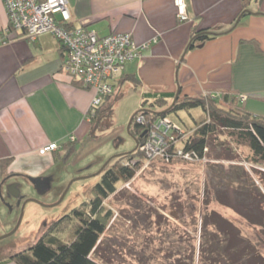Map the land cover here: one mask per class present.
I'll list each match as a JSON object with an SVG mask.
<instances>
[{
    "label": "crops",
    "instance_id": "obj_1",
    "mask_svg": "<svg viewBox=\"0 0 264 264\" xmlns=\"http://www.w3.org/2000/svg\"><path fill=\"white\" fill-rule=\"evenodd\" d=\"M67 2L73 25L98 35L128 31L138 44L139 53L125 61L98 110L127 80L142 100L153 93L175 94L179 77L182 92L234 91L244 97L247 110L264 115V0H184L187 19L179 18L174 0ZM243 10L248 11L239 16ZM7 19L0 0V29ZM194 25L218 34L186 49ZM65 57L60 42L48 32L33 40L18 37L0 43V158L11 159L7 171H0V194L8 188L10 176L3 178L5 173L28 176L43 156L50 154L55 161L61 153L62 147L40 153L42 145L74 140V151L83 156L81 142L95 139L87 114L93 90L72 81L62 67ZM4 261L11 260L0 264Z\"/></svg>",
    "mask_w": 264,
    "mask_h": 264
},
{
    "label": "rangeland",
    "instance_id": "obj_2",
    "mask_svg": "<svg viewBox=\"0 0 264 264\" xmlns=\"http://www.w3.org/2000/svg\"><path fill=\"white\" fill-rule=\"evenodd\" d=\"M126 82L121 91L114 89L111 104L105 100L106 105L101 106L99 124L96 119L92 123L95 139L83 141L79 147L82 152L85 146L83 156L77 150L65 160L52 161L47 154L34 163L36 168L28 176H51L46 191L40 192L26 177L7 179V183L16 180L18 194L6 193L7 201L0 198V261L36 241L51 221L86 200L111 157L133 150L136 142L127 125L142 100L133 82ZM250 100L253 99L249 98V103ZM146 106L157 107L149 103ZM169 116L188 130L195 121L205 119L206 113L196 106L172 111ZM227 136V129L219 132L206 151V160L166 161L154 155L143 160L131 179L117 182L115 192L103 200L104 206L111 209L112 217L97 256H102L106 264H189L188 256L193 254L192 264H197L198 247L207 234L220 245L248 239L254 250L244 254L242 263H264V177L260 173L264 172V166L251 164L246 158L247 147L242 144L236 148L237 158L233 161L224 158L225 149L219 143L228 141ZM54 142L61 147L59 142ZM234 142L230 143L232 147ZM140 150L144 155L141 146ZM234 172L241 173L244 180L236 182ZM244 202L253 207L248 211L249 221L234 209ZM213 212L228 225L219 227L220 222H211L216 219L212 218ZM217 253L218 264H230ZM5 262L1 263L17 264L13 260Z\"/></svg>",
    "mask_w": 264,
    "mask_h": 264
},
{
    "label": "trees",
    "instance_id": "obj_3",
    "mask_svg": "<svg viewBox=\"0 0 264 264\" xmlns=\"http://www.w3.org/2000/svg\"><path fill=\"white\" fill-rule=\"evenodd\" d=\"M196 26L193 27L186 49L201 44L206 39L213 38L218 34V32L210 30L209 27L196 28ZM60 44L66 55V49L61 42ZM132 78L134 81L136 80L135 77ZM72 81L80 84L75 79H72ZM179 94L174 102L171 101L174 93L164 92L153 93L151 96L144 95L141 106L133 113L131 124L128 127L129 132L137 142L133 150L116 154V156L113 155L114 157H111L109 163L99 173V180L91 186L90 195L86 200L53 220L47 231L36 241L26 248L9 254L8 259L15 261L17 264H106L105 261L103 262L102 256H97L106 225L112 217L111 209L104 206L103 200L115 192L117 182H126L131 179L143 164V160H149V157L145 153L142 155L140 150L141 143L145 139L146 129L144 126L159 116L169 115L172 111L176 112L179 109L198 106L205 111L206 118L195 121L194 126L189 127L188 130L180 127L181 133L179 134L174 132L176 134L175 141L168 145L167 155L170 157L169 161L178 159L177 157L173 158L172 155L176 148L195 154L197 159H201L205 156L212 141L218 138L219 132L227 129L228 141L224 139L219 143L225 149L224 158L231 161L234 160L233 158H237L236 148L242 144L247 147L246 158L249 162L253 165L264 166V115H255L247 110L244 106V99L241 98L240 94L234 91H225L214 95L210 93L190 95L182 92L181 89ZM150 97L151 100H149ZM146 102L157 107L155 109L144 107L147 104ZM140 111L143 112L146 118V121L142 124L134 119L135 114ZM99 112L100 110L97 108L95 114L89 119H96L99 124ZM229 139L232 141L230 142ZM232 142H234V147L230 145ZM61 147V153L56 155L55 161L65 160L70 153L74 152V140L63 142ZM123 158L125 161L121 162ZM10 161V157L0 158L1 173L7 171ZM260 173L264 177V172ZM240 174L234 172L236 182L237 180H244L240 177ZM250 208H253L251 204L244 202L241 207L234 209L248 220ZM257 210L260 211V208ZM215 214L218 213L213 212L212 218L216 217V219H212L211 222H220L219 227H222L220 225L223 224L228 225L224 219H220L221 216ZM262 216L264 217V210ZM236 240L235 244L220 245L215 242L213 236L204 235L202 244L197 251V264H218L217 256H215L218 254L217 252L220 253L221 260L228 259L230 264H241L244 262V254L250 253L254 249L248 239ZM193 241L194 238H192V245ZM188 259L189 264H192L193 254L189 255Z\"/></svg>",
    "mask_w": 264,
    "mask_h": 264
},
{
    "label": "built area",
    "instance_id": "obj_4",
    "mask_svg": "<svg viewBox=\"0 0 264 264\" xmlns=\"http://www.w3.org/2000/svg\"><path fill=\"white\" fill-rule=\"evenodd\" d=\"M7 12V24L0 29V43L18 37L35 39L42 33H51L66 49L63 69L71 79L92 88L93 98L88 117L93 116L107 94L113 91V81L122 73L125 61L136 56L138 44L128 31H112L98 35L94 29L71 25L67 0H2ZM180 19H186L184 0H174ZM244 99V97H241ZM135 121H146L143 112H137ZM145 139L141 148L146 156L158 155L169 161L168 145L181 133L180 126L168 115L157 117L144 126ZM176 132V134L174 133ZM74 138L73 135L70 136ZM56 142L39 147L40 153L56 149ZM173 158L197 159L195 154L176 148ZM201 159H205L203 156ZM199 160V159H197Z\"/></svg>",
    "mask_w": 264,
    "mask_h": 264
},
{
    "label": "flooded vegetation",
    "instance_id": "obj_5",
    "mask_svg": "<svg viewBox=\"0 0 264 264\" xmlns=\"http://www.w3.org/2000/svg\"><path fill=\"white\" fill-rule=\"evenodd\" d=\"M7 176L13 177V178H17L19 176L17 175H12V172H7L3 175V178H6ZM9 177V178H10ZM22 178H25L30 180L34 186L40 191V192H44L46 191L49 187H50V180H51V176H43V175H38L36 177H30V176H21ZM12 178V179H13ZM5 193H1L0 194V198L3 201H7V195H16L18 194V190H17V182L16 180H11V182H8V188L5 189ZM7 193V195H6ZM6 195V196H5ZM24 202V201H23ZM23 204V203H22ZM61 216V215H60ZM59 216V217H60ZM58 218V217H57ZM55 218V219H57ZM54 219V220H55ZM52 222V221H51ZM50 226V225H49ZM47 231V226L44 229L43 234Z\"/></svg>",
    "mask_w": 264,
    "mask_h": 264
},
{
    "label": "water",
    "instance_id": "obj_6",
    "mask_svg": "<svg viewBox=\"0 0 264 264\" xmlns=\"http://www.w3.org/2000/svg\"><path fill=\"white\" fill-rule=\"evenodd\" d=\"M245 11H248V10H243V11H241V12L239 13V16L242 15V13L245 12ZM239 16L235 19V21H237V20L239 19ZM181 58H182V57H181ZM181 58L179 59V61L181 60ZM178 93H179V87H178L177 90L175 91V94H174V97H173L172 102H174V101L176 100V98H177V96H178ZM132 117H133V114L131 115V117H130V119H129V121H128L127 128H128L129 125L131 124ZM136 144H137V142H136ZM109 159H110V158H109ZM109 159H108V160H109ZM106 163H107V161H106ZM106 163H105V164H106ZM105 164H104V165H105ZM104 165H103V166H104ZM103 166H102V167H103ZM102 167H101L99 170H101ZM99 170H98V171H99ZM25 201H26V200H25ZM25 201L23 202V204L25 203ZM23 204H22V206H21V212H22ZM17 224H18V222H17ZM17 224H16V226H17ZM16 226H15V227H16ZM15 227H14V228H15Z\"/></svg>",
    "mask_w": 264,
    "mask_h": 264
},
{
    "label": "bare ground",
    "instance_id": "obj_7",
    "mask_svg": "<svg viewBox=\"0 0 264 264\" xmlns=\"http://www.w3.org/2000/svg\"><path fill=\"white\" fill-rule=\"evenodd\" d=\"M112 93V92H111ZM110 94V93H109ZM108 95V94H107ZM178 159H181V158H178Z\"/></svg>",
    "mask_w": 264,
    "mask_h": 264
},
{
    "label": "clouds",
    "instance_id": "obj_8",
    "mask_svg": "<svg viewBox=\"0 0 264 264\" xmlns=\"http://www.w3.org/2000/svg\"><path fill=\"white\" fill-rule=\"evenodd\" d=\"M169 116V115H168ZM170 117V116H169ZM171 118V117H170Z\"/></svg>",
    "mask_w": 264,
    "mask_h": 264
}]
</instances>
